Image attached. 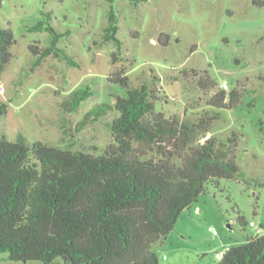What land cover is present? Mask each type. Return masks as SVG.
I'll return each mask as SVG.
<instances>
[{
    "label": "rangeland",
    "instance_id": "1",
    "mask_svg": "<svg viewBox=\"0 0 264 264\" xmlns=\"http://www.w3.org/2000/svg\"><path fill=\"white\" fill-rule=\"evenodd\" d=\"M111 7L123 42L124 59L116 64L111 62L115 42L101 44ZM48 12L59 31L71 30L59 47L80 66L48 56L31 71L35 56L30 46H47L50 34L29 27ZM0 25L16 39L11 61L0 72V87L5 88L0 100L8 104L0 134L9 140L23 134L30 144L103 152L112 141L108 123L116 110L80 131L76 126L95 105L114 103L116 94H125L108 80L123 64L133 86L156 82L162 88L157 111L195 120L206 110L218 116L207 137L239 134L240 174L209 183L183 211L174 230L152 247L159 264H216L218 252L227 246L264 234V0H3ZM162 34L169 35L167 43ZM207 77L216 83L215 91L225 83L227 92L239 88L241 102L233 108L210 106L212 94L198 87ZM83 84H91L94 95L78 112L64 111L65 96ZM0 264L45 263L12 261L0 253ZM51 264L66 263L59 257Z\"/></svg>",
    "mask_w": 264,
    "mask_h": 264
},
{
    "label": "trees",
    "instance_id": "2",
    "mask_svg": "<svg viewBox=\"0 0 264 264\" xmlns=\"http://www.w3.org/2000/svg\"><path fill=\"white\" fill-rule=\"evenodd\" d=\"M51 21L48 12L29 27L50 34L47 46H30L35 56L31 71L48 56L80 66L59 47L71 30L59 31ZM118 30L111 7L101 44L115 42L113 64L124 59ZM161 37L168 42L169 35ZM15 43L13 31L0 25V72L10 63ZM108 80L125 89V94H116L114 103L95 105L76 126L80 131L110 111L118 112L108 123L112 141L101 153L41 141L30 144L23 134L16 140L0 134V253H7V259L159 264L152 247L174 230L183 211L209 183L218 185L221 179L240 174L239 134L234 131L227 139L207 137L217 115L204 110L192 120L157 111L155 101L161 99L162 88L156 82L133 86L124 64ZM198 87L212 94L210 106L233 108L241 102L239 88L215 91L216 83L208 77ZM93 95L91 84H83L65 96L61 107L76 113ZM7 112L8 104L0 100V117ZM216 264H264V234L230 247Z\"/></svg>",
    "mask_w": 264,
    "mask_h": 264
},
{
    "label": "built area",
    "instance_id": "3",
    "mask_svg": "<svg viewBox=\"0 0 264 264\" xmlns=\"http://www.w3.org/2000/svg\"><path fill=\"white\" fill-rule=\"evenodd\" d=\"M222 88H223L224 90H228V85L225 83V84H223ZM4 90H5L4 86H1V87H0V92L3 93ZM259 231H260V230L258 229V232H259ZM229 249H230V246H227L223 251L218 252V257H219V258L223 257V255H224Z\"/></svg>",
    "mask_w": 264,
    "mask_h": 264
},
{
    "label": "crops",
    "instance_id": "4",
    "mask_svg": "<svg viewBox=\"0 0 264 264\" xmlns=\"http://www.w3.org/2000/svg\"><path fill=\"white\" fill-rule=\"evenodd\" d=\"M257 235H261V234H259V233H257L256 235H254V236H252V237H255V236H257ZM252 237H249V238H252ZM248 240V239H247ZM243 243V242H242ZM241 244V243H240Z\"/></svg>",
    "mask_w": 264,
    "mask_h": 264
}]
</instances>
